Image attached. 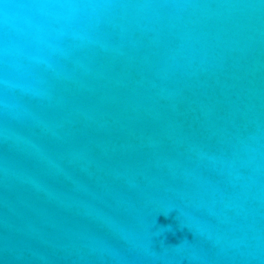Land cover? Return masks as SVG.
<instances>
[{"label": "water", "instance_id": "obj_1", "mask_svg": "<svg viewBox=\"0 0 264 264\" xmlns=\"http://www.w3.org/2000/svg\"><path fill=\"white\" fill-rule=\"evenodd\" d=\"M0 264H264V0H0Z\"/></svg>", "mask_w": 264, "mask_h": 264}]
</instances>
